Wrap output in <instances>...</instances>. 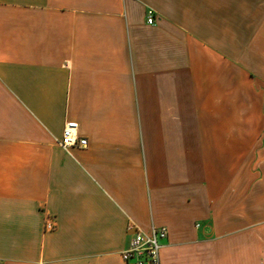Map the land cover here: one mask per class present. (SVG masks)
<instances>
[{"label":"crops","instance_id":"obj_1","mask_svg":"<svg viewBox=\"0 0 264 264\" xmlns=\"http://www.w3.org/2000/svg\"><path fill=\"white\" fill-rule=\"evenodd\" d=\"M129 224L264 264V0H0V264H125Z\"/></svg>","mask_w":264,"mask_h":264},{"label":"built area","instance_id":"obj_2","mask_svg":"<svg viewBox=\"0 0 264 264\" xmlns=\"http://www.w3.org/2000/svg\"><path fill=\"white\" fill-rule=\"evenodd\" d=\"M154 13L151 9L146 12L147 23H152ZM78 122L75 120L66 121L61 138L58 144L63 150L68 151L72 147H85L87 139L78 134ZM48 228H52L53 224L46 223ZM128 229H133V234L128 241L127 247L122 251V259L125 264H160V248L161 241L167 236L165 226H151L148 232L134 226L128 225Z\"/></svg>","mask_w":264,"mask_h":264}]
</instances>
